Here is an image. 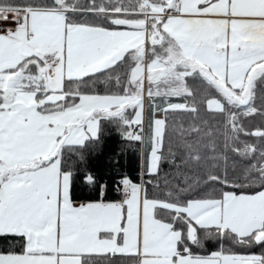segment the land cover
<instances>
[{
    "label": "snow or ice",
    "instance_id": "6c2138e0",
    "mask_svg": "<svg viewBox=\"0 0 264 264\" xmlns=\"http://www.w3.org/2000/svg\"><path fill=\"white\" fill-rule=\"evenodd\" d=\"M257 115L264 0H0V244L20 248L0 264H264L224 248L264 249ZM102 121L148 144L152 195L125 177L119 201L75 203L77 180L106 188L71 156Z\"/></svg>",
    "mask_w": 264,
    "mask_h": 264
},
{
    "label": "trees",
    "instance_id": "16d2710c",
    "mask_svg": "<svg viewBox=\"0 0 264 264\" xmlns=\"http://www.w3.org/2000/svg\"><path fill=\"white\" fill-rule=\"evenodd\" d=\"M96 92L106 94L115 89L104 82H97L94 86ZM172 102H181V98H172ZM156 103H159L157 98ZM259 106V104H258ZM131 112V109L129 110ZM146 114L152 116L151 109L146 105ZM159 115V114H158ZM249 121V126H260L264 124V118L259 115L246 118ZM102 135L100 145L93 151L85 153V160L79 161L78 154H71L73 163L81 171H91L98 178V182L106 185L103 195L99 189L87 186L83 181L77 180L74 184V201L75 203L96 202L103 199L105 202H116L122 199V193L117 185L120 180L127 177L133 183H145L149 194H153V186L147 184L149 179H153L143 171V144L138 141L126 140L123 138L121 130L114 124L108 121H102ZM135 128V126H133ZM172 167L165 163L161 168V175L155 182H160L163 185L165 178H171L173 173ZM158 194V193H157ZM221 248L218 242H208L203 249H195L198 255H210L214 251H219ZM224 248H231V251L237 254H261L264 249L254 248L245 249L242 247H232L225 244ZM15 250L19 251V244L16 242L8 245L0 244V250ZM120 264H126L124 260H120Z\"/></svg>",
    "mask_w": 264,
    "mask_h": 264
},
{
    "label": "crops",
    "instance_id": "0c3cea01",
    "mask_svg": "<svg viewBox=\"0 0 264 264\" xmlns=\"http://www.w3.org/2000/svg\"><path fill=\"white\" fill-rule=\"evenodd\" d=\"M149 119H151V116L146 114V108H145V130L146 132H147V122ZM148 152H149V146L147 143H145L143 144V171L144 173H147L146 172V157H147ZM76 204L78 205L81 203H76Z\"/></svg>",
    "mask_w": 264,
    "mask_h": 264
},
{
    "label": "built area",
    "instance_id": "2783aa9c",
    "mask_svg": "<svg viewBox=\"0 0 264 264\" xmlns=\"http://www.w3.org/2000/svg\"><path fill=\"white\" fill-rule=\"evenodd\" d=\"M138 131V129H136ZM122 193V192H121Z\"/></svg>",
    "mask_w": 264,
    "mask_h": 264
}]
</instances>
